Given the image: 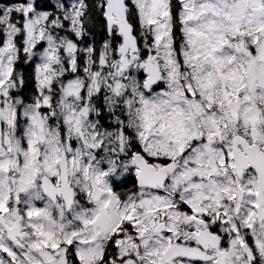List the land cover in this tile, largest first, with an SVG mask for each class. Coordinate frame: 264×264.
Returning a JSON list of instances; mask_svg holds the SVG:
<instances>
[{"label":"snow or ice","instance_id":"snow-or-ice-1","mask_svg":"<svg viewBox=\"0 0 264 264\" xmlns=\"http://www.w3.org/2000/svg\"><path fill=\"white\" fill-rule=\"evenodd\" d=\"M0 264H264V0H0Z\"/></svg>","mask_w":264,"mask_h":264},{"label":"trees","instance_id":"trees-1","mask_svg":"<svg viewBox=\"0 0 264 264\" xmlns=\"http://www.w3.org/2000/svg\"><path fill=\"white\" fill-rule=\"evenodd\" d=\"M97 33H98V35H97V39L99 40V39H100V35H101V31H100V29H97ZM26 71H27L28 73H31L32 69H31L30 67H28V68L26 69Z\"/></svg>","mask_w":264,"mask_h":264}]
</instances>
